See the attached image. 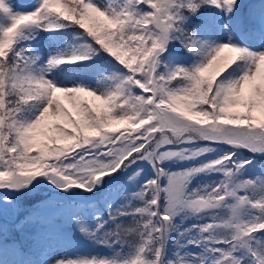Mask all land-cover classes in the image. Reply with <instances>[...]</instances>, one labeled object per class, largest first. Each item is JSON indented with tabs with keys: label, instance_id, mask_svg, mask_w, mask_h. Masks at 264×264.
I'll return each instance as SVG.
<instances>
[{
	"label": "snow or ice",
	"instance_id": "snow-or-ice-1",
	"mask_svg": "<svg viewBox=\"0 0 264 264\" xmlns=\"http://www.w3.org/2000/svg\"><path fill=\"white\" fill-rule=\"evenodd\" d=\"M0 264H264V0H0Z\"/></svg>",
	"mask_w": 264,
	"mask_h": 264
},
{
	"label": "rangeland",
	"instance_id": "rangeland-1",
	"mask_svg": "<svg viewBox=\"0 0 264 264\" xmlns=\"http://www.w3.org/2000/svg\"><path fill=\"white\" fill-rule=\"evenodd\" d=\"M15 3H17L18 5H28V4H31L32 2H34V0H14ZM32 201L28 200L26 201V204L24 205V207H29L31 204ZM71 231H75V229H71ZM88 248H90L89 250L88 249H83V247L80 248V251L82 252H93V253H96V252H99L101 254H107V250L106 249H100V248H95V247H92V246H88ZM69 253L71 254V252L69 251Z\"/></svg>",
	"mask_w": 264,
	"mask_h": 264
},
{
	"label": "trees",
	"instance_id": "trees-1",
	"mask_svg": "<svg viewBox=\"0 0 264 264\" xmlns=\"http://www.w3.org/2000/svg\"><path fill=\"white\" fill-rule=\"evenodd\" d=\"M253 2H255V0H244L245 5H248V4L253 3ZM30 201H32V200H30ZM32 202H33V201H32ZM17 239H20V238L17 237ZM83 249H88V250H89L90 248H88V247H83ZM68 251L73 252L74 249H68Z\"/></svg>",
	"mask_w": 264,
	"mask_h": 264
}]
</instances>
